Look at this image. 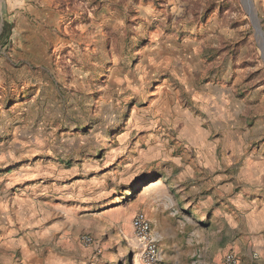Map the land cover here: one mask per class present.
<instances>
[{
    "label": "rangeland",
    "instance_id": "374dc122",
    "mask_svg": "<svg viewBox=\"0 0 264 264\" xmlns=\"http://www.w3.org/2000/svg\"><path fill=\"white\" fill-rule=\"evenodd\" d=\"M140 213L162 264H264V59L243 0H0V264H144Z\"/></svg>",
    "mask_w": 264,
    "mask_h": 264
},
{
    "label": "built area",
    "instance_id": "2783aa9c",
    "mask_svg": "<svg viewBox=\"0 0 264 264\" xmlns=\"http://www.w3.org/2000/svg\"><path fill=\"white\" fill-rule=\"evenodd\" d=\"M132 227L136 241L141 249V256L144 264H162L163 256L160 250L157 236L154 234L152 224L145 214H138L132 221ZM81 244L84 246H94L95 242L89 236L81 238ZM97 252H101L96 248ZM196 260L192 264H199L201 256H195ZM227 264H240L236 254H229L226 258Z\"/></svg>",
    "mask_w": 264,
    "mask_h": 264
},
{
    "label": "water",
    "instance_id": "95a60500",
    "mask_svg": "<svg viewBox=\"0 0 264 264\" xmlns=\"http://www.w3.org/2000/svg\"><path fill=\"white\" fill-rule=\"evenodd\" d=\"M243 4L245 6V9H246L248 15L251 18V21H252L254 28L256 30V34L261 40V50H262V55H263V59H264V33L260 27V20L258 18V15L256 13V10L254 8L252 0H243Z\"/></svg>",
    "mask_w": 264,
    "mask_h": 264
},
{
    "label": "crops",
    "instance_id": "0c3cea01",
    "mask_svg": "<svg viewBox=\"0 0 264 264\" xmlns=\"http://www.w3.org/2000/svg\"><path fill=\"white\" fill-rule=\"evenodd\" d=\"M247 98H243V100H240L238 102H236V106H235V115L237 117H239L241 114H244L245 113V110H244V105H245V101ZM250 255V250L248 251V253L246 254H243L242 255V264H248L249 262H251V258L249 257ZM213 264H217V260H214V263Z\"/></svg>",
    "mask_w": 264,
    "mask_h": 264
},
{
    "label": "bare ground",
    "instance_id": "6f19581e",
    "mask_svg": "<svg viewBox=\"0 0 264 264\" xmlns=\"http://www.w3.org/2000/svg\"><path fill=\"white\" fill-rule=\"evenodd\" d=\"M157 184H158V183L153 184V185H150V188H153V187L157 186Z\"/></svg>",
    "mask_w": 264,
    "mask_h": 264
}]
</instances>
